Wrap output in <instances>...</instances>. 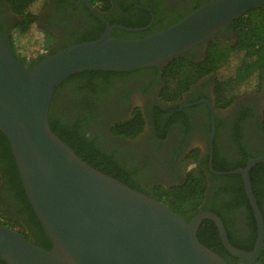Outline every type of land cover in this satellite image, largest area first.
<instances>
[{"label": "water", "instance_id": "water-1", "mask_svg": "<svg viewBox=\"0 0 264 264\" xmlns=\"http://www.w3.org/2000/svg\"><path fill=\"white\" fill-rule=\"evenodd\" d=\"M254 6L264 7V0H209L142 38L119 39L112 32L144 31L154 17L142 27L107 23L99 37L48 55L32 68L15 56L0 31V130L10 142L27 197L53 243L45 249L0 221V257L8 264H230L198 237L202 221L210 218L225 248L253 263L264 246V218L249 171L264 157L250 159L245 168L219 172L244 178L258 224L256 245L246 251L232 245L216 213L203 211L188 222L162 201L91 166L52 130L49 113L57 88L71 75L162 68L220 36L224 27Z\"/></svg>", "mask_w": 264, "mask_h": 264}, {"label": "flooded vegetation", "instance_id": "flooded-vegetation-1", "mask_svg": "<svg viewBox=\"0 0 264 264\" xmlns=\"http://www.w3.org/2000/svg\"><path fill=\"white\" fill-rule=\"evenodd\" d=\"M120 1L131 7L124 9L119 1L116 4L113 0L114 7L110 11H102L91 0H47L37 28L45 32L46 38L53 40L50 50L41 56L44 58L70 45L95 38L100 24H105V28L107 23L122 24L111 21L130 19L134 8L150 12L152 17L149 23L154 17L151 26L157 22V27L163 28L186 16L206 0ZM115 15L120 17L116 18ZM18 20L19 16L7 1L0 0V27L4 36L12 34ZM220 36L233 42L236 40L229 30H223ZM206 48L207 44L198 45L186 53L185 56L193 61V71L196 69L198 72V64L204 60ZM41 56L36 61H40ZM34 65L35 62L27 63L29 68ZM162 70L163 67L145 68L108 78L96 77V74L92 78L77 77L68 80L66 86L54 96V105L59 114L72 119L80 113L84 115L82 107H92L94 116L88 123V131L99 138L109 153L123 165L126 175L143 191L157 186L170 188L182 185L187 181V174L200 167L207 176L204 203L214 201L223 206L225 196L216 194L224 186L223 180H215L214 175L242 174L219 173L228 171L216 170L215 166L245 168L250 159L264 157V71L258 90L243 93L229 105L220 107L216 103L215 73H196L188 89L177 88L165 92L166 81ZM137 110L145 118L141 133L128 138L112 132L116 123L130 118ZM189 160L194 163L193 170L184 167ZM259 163L264 161L251 167L250 179L251 170ZM191 166L190 163L186 167ZM263 176L264 172L259 185L263 188L261 201L264 205ZM228 198H232V194L229 193ZM0 204L8 216H12L17 207L4 179L0 182ZM203 211L216 213L212 210L200 212ZM223 213L228 226L216 214L224 222L227 235L230 231L236 239L246 241L248 230L245 209L237 207L223 210ZM256 242L257 239L251 250ZM238 264L249 263L240 259ZM250 264H264V246L259 257Z\"/></svg>", "mask_w": 264, "mask_h": 264}, {"label": "trees", "instance_id": "trees-1", "mask_svg": "<svg viewBox=\"0 0 264 264\" xmlns=\"http://www.w3.org/2000/svg\"><path fill=\"white\" fill-rule=\"evenodd\" d=\"M6 1L12 10L19 16L16 28L20 32L27 33L37 28L41 10L47 0ZM91 1L102 11H110L114 7L113 0ZM118 1L124 9L131 7L130 5L122 4L120 0ZM208 1L209 0H206L200 3L191 12ZM131 13L132 16L130 19H115L111 21V23H122L128 27H142L149 24L152 17L150 12L140 8L132 9ZM115 16L116 18L120 17L119 15ZM109 17L110 16H107V18ZM183 17H180L168 26L173 25ZM166 27L158 28L156 22L153 26L141 32H130L116 28L113 30L112 36L119 39L142 38ZM98 29L99 31L96 33L95 38L103 33L105 24H100ZM223 30L232 31L236 38L235 42L223 36H215L210 39L207 42L205 58L198 64V72H196V69L195 71L192 70L191 65L193 61L185 56L187 54L172 58L163 67L162 71L166 81L165 92H170L177 88L188 89L193 83L192 77L196 73L206 75L211 72L217 75L215 95L216 103L220 107L229 105L237 96L243 93L252 92L260 88L264 71V7L254 6L250 8L245 14L234 19L231 24L224 27L221 32H223ZM0 31H2L1 27ZM5 36L9 43L13 45L15 56L22 63H29L24 56H21L17 52L12 35L6 34ZM95 38L88 39L87 41ZM42 56L40 57L41 60L43 59ZM36 60L38 59L32 60L31 62L37 64L39 61ZM147 68L157 69L158 67L152 66ZM138 70L140 69L132 71ZM128 72L129 71L103 70L79 72L65 79L57 88L54 96L66 86L68 80L71 81L77 77L87 76L92 78V75L96 74V77L108 78L119 74H127ZM54 99L55 97L53 98L49 113V121L52 130L91 166L106 174L114 176L121 182L138 191L162 201L188 222H190L191 218L201 210H212L216 212L228 226L227 218L223 210L243 207L246 214L248 239L246 241L238 240L232 236L230 231L228 236L230 242L235 247L243 250H251L253 248L258 233L257 221L248 200L241 175H214L215 180H223L224 186L216 193L217 195L225 196L223 199V206H219L214 201L213 203H204L207 190V176L200 167H198L196 171L188 173L187 181L182 185L170 188L157 186L149 191H143L126 175L123 165L118 162L114 155L109 153L99 138L88 131V123L94 116L91 111L92 107H82L81 110H83L84 115L80 113L77 115L78 117H74L73 119L67 118L59 114L57 106L54 105ZM144 126L145 118L142 112L137 110L130 118L116 123L112 128V132L123 137L133 138L142 132ZM244 164L245 163L242 165ZM235 168L236 166L234 165L215 166V169L220 171H231ZM263 172L264 163H259L254 166L251 170V181L254 194L264 217V205L261 201L263 188L259 185ZM2 179L5 180L6 187L12 194V198L15 199L17 207L13 215L8 216V213L0 204V221L14 229H16V226H19L16 230L23 234L28 240L45 249H51L53 243L46 234L27 197L14 155L12 154L10 142L7 136L0 130V182ZM229 193L232 194V198H228ZM198 237L203 244L220 254L230 264H238L240 262L239 258L230 254L224 247L219 230L213 220L204 219L202 221L198 230ZM0 264L8 263L0 257Z\"/></svg>", "mask_w": 264, "mask_h": 264}, {"label": "rangeland", "instance_id": "rangeland-1", "mask_svg": "<svg viewBox=\"0 0 264 264\" xmlns=\"http://www.w3.org/2000/svg\"><path fill=\"white\" fill-rule=\"evenodd\" d=\"M11 33L17 52L21 56H24L28 62L46 54L52 47L50 42H52L53 39L46 38L45 32L39 28H35L33 31L27 33H22L15 28ZM191 68L193 70L194 67L191 65ZM189 161L184 164V167L185 169L193 170L195 166L192 161H190L192 166L190 168L186 167L190 164ZM15 228L18 229L19 226H16Z\"/></svg>", "mask_w": 264, "mask_h": 264}]
</instances>
